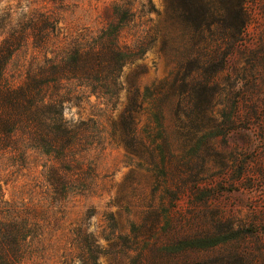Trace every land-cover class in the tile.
Masks as SVG:
<instances>
[{"label":"rangeland","instance_id":"1","mask_svg":"<svg viewBox=\"0 0 264 264\" xmlns=\"http://www.w3.org/2000/svg\"><path fill=\"white\" fill-rule=\"evenodd\" d=\"M120 1L64 0L58 8L45 0H0V7L21 12L47 4L60 12L59 35L72 41L98 34L112 16V5ZM129 1L135 16L125 25L121 39L133 43L140 35L149 47L123 66L117 105L111 109L95 95H82L65 109L69 118L94 117L100 128L103 145L87 155L98 175L95 192L54 207L46 192L45 158L34 152L32 160L19 169L0 150L5 198L31 209L36 206L37 212L28 217L40 220L44 228L36 252L27 255L24 264H57L67 229L82 221L103 247L100 264H264V0H245L248 22L242 43L217 78L213 110L218 115L234 114L240 127L225 135V130L218 131L210 144L194 146L190 154V145L175 141L177 134L168 116L165 125L170 126L167 131L175 153L170 166H177L181 159L191 162L190 169L184 164L173 173L161 163L152 165L151 160L157 161L142 150L140 155L131 154L111 135L112 122L129 104L134 88L142 94L145 87L168 77L186 43L178 38L162 49L160 37L154 39L151 29L159 17L150 11L149 0ZM151 1L162 13L164 1ZM31 55L19 52L9 64V74L19 80ZM137 116L138 135L149 144L146 110ZM151 126V135L158 136L157 127ZM165 183L172 189H166ZM175 183L184 193L178 203L173 198ZM172 205L177 210L168 217L164 210Z\"/></svg>","mask_w":264,"mask_h":264},{"label":"trees","instance_id":"2","mask_svg":"<svg viewBox=\"0 0 264 264\" xmlns=\"http://www.w3.org/2000/svg\"><path fill=\"white\" fill-rule=\"evenodd\" d=\"M45 1L64 6V0ZM163 1L160 13L149 0L150 11L159 17L151 26L154 39L160 37L162 49L178 38L186 43L174 58L176 65L168 77L145 87L142 94L134 88L129 104L112 122L111 135L131 154L140 155L142 150L157 161L151 160L152 165L161 163L166 172L173 173L184 164L190 169L191 162L181 159L177 166H170L175 153L167 131L170 126L165 125L168 116L177 134L175 141L190 145V154L194 146L210 144L218 131L225 130V135L240 127L234 114L218 115L213 109L218 73L242 43L248 13L245 0ZM59 13L47 4L22 8L21 12L11 6L0 7V150L9 154L19 169L32 160V153L42 155L50 204L61 208L72 197L95 192L98 175L87 155L103 145L97 120L92 116L67 117V104L82 95H95L114 108L122 90L123 66L142 55L149 44L141 41L140 35L133 43L121 39L125 25L135 16L132 1L114 3L108 23L86 39L77 36L67 41L60 36ZM21 51L32 55L18 80L8 68ZM141 110L147 113L149 144L137 132ZM152 124L159 130L156 137L150 132ZM173 186L178 203L184 193L178 183ZM165 187L172 189L166 183ZM176 207L165 209V214L171 217ZM37 210L34 205L31 209L5 198L0 179V264H24L27 255L36 252L44 228L28 214ZM109 216L113 219L111 212ZM65 236L57 264H100L103 247L84 221L69 227Z\"/></svg>","mask_w":264,"mask_h":264}]
</instances>
